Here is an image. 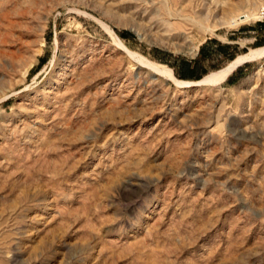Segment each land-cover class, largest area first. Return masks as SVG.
I'll list each match as a JSON object with an SVG mask.
<instances>
[{"label": "rangeland", "instance_id": "rangeland-1", "mask_svg": "<svg viewBox=\"0 0 264 264\" xmlns=\"http://www.w3.org/2000/svg\"><path fill=\"white\" fill-rule=\"evenodd\" d=\"M162 9L0 0V264H264L257 61L179 88L132 55L174 69L210 41L212 73L230 63L214 49L263 47V26L166 33Z\"/></svg>", "mask_w": 264, "mask_h": 264}, {"label": "bare ground", "instance_id": "bare-ground-1", "mask_svg": "<svg viewBox=\"0 0 264 264\" xmlns=\"http://www.w3.org/2000/svg\"><path fill=\"white\" fill-rule=\"evenodd\" d=\"M163 1L166 12L163 13L164 17L160 14L163 18H159L161 19L159 23L161 22L160 27H163L164 32L166 33L172 31L179 32L181 30H186L185 28L188 26H192L204 34L209 33L211 35H217V31L221 27H237L241 24L254 21L257 18L259 10L264 6V0H250L248 2H244L245 4L241 3V5H234L229 0H212L211 3H208L209 6H207L204 1H202L204 3L202 5L201 0H199V3H197V0H189V6L187 4L185 5L187 8H184V5L182 8H178L179 6L176 7L177 5H174V3H176L175 1L178 0ZM184 3L186 2L184 1ZM202 7L205 8V10H203ZM165 10L162 9V11ZM158 27L159 26H157V28ZM109 32L113 34L116 42L121 47L125 48L122 40L112 31ZM132 55L138 56L140 60L139 62H141V64L147 67L151 72L172 81L179 88L190 87L193 85L220 86V84L225 82L228 77L240 66L264 58V46L251 49L248 53L234 59V61L230 62L222 70L213 72L198 82L179 80L175 77L171 68L152 62L144 56L137 55L135 53H132ZM258 72L257 76L260 74L263 75ZM254 79V76L248 77L242 82V85L245 86Z\"/></svg>", "mask_w": 264, "mask_h": 264}, {"label": "trees", "instance_id": "trees-1", "mask_svg": "<svg viewBox=\"0 0 264 264\" xmlns=\"http://www.w3.org/2000/svg\"><path fill=\"white\" fill-rule=\"evenodd\" d=\"M120 34L124 37H129V36H134L132 32L130 31H124L120 32ZM211 42L207 41L204 43L199 51V54L196 58L194 59H188V58H183L181 59L180 66H173L174 69L172 70L175 71L176 75L180 77L182 81H189V82H196L202 80L204 77L207 76L208 73V67L203 65V60L205 58H208L210 54L209 47H210ZM254 47V48H260V45ZM228 46L227 45H219L217 49H214L218 54L222 55L224 58L233 61L238 55L237 52H229L228 51ZM237 55V56H236ZM229 61V62H230ZM226 66V65H225ZM221 67V66H220ZM217 69L218 71L222 70V68ZM216 71V70H215ZM241 71L240 68H238V73ZM243 74H237V72H234L232 75L229 76L227 83L228 84H235ZM188 79V80H186Z\"/></svg>", "mask_w": 264, "mask_h": 264}, {"label": "built area", "instance_id": "built-area-1", "mask_svg": "<svg viewBox=\"0 0 264 264\" xmlns=\"http://www.w3.org/2000/svg\"><path fill=\"white\" fill-rule=\"evenodd\" d=\"M255 23H260L264 29V6L259 10L257 18L254 20ZM257 70L264 75V58L257 60Z\"/></svg>", "mask_w": 264, "mask_h": 264}, {"label": "crops", "instance_id": "crops-1", "mask_svg": "<svg viewBox=\"0 0 264 264\" xmlns=\"http://www.w3.org/2000/svg\"><path fill=\"white\" fill-rule=\"evenodd\" d=\"M236 56H237V55H236ZM240 56H241V55H240ZM237 57H239V56H237ZM237 57H236V58H237ZM236 58H235V59H236ZM228 61H230V60H228ZM233 61H234V60H233ZM230 62H232V61H230ZM228 64H229V63H228ZM228 64H227V65H228ZM227 65H226V66H227ZM226 66H224L223 68H225ZM240 69H241V68H240ZM235 72H237V74H240V73H238V69H237ZM240 72H241V71H240ZM212 73H213V72H212ZM233 73H234V72H233ZM233 73H232V74H233ZM210 74H211V73H210ZM232 74H231V75H232ZM241 74H242V73H241ZM204 78H205V77H204ZM228 78H229V77H228ZM186 80H188V79H186ZM196 82H198V81H196Z\"/></svg>", "mask_w": 264, "mask_h": 264}, {"label": "water", "instance_id": "water-1", "mask_svg": "<svg viewBox=\"0 0 264 264\" xmlns=\"http://www.w3.org/2000/svg\"><path fill=\"white\" fill-rule=\"evenodd\" d=\"M193 86H195V85H193Z\"/></svg>", "mask_w": 264, "mask_h": 264}]
</instances>
